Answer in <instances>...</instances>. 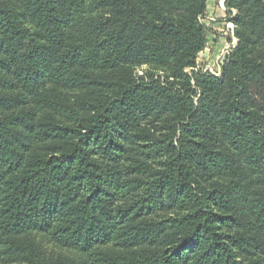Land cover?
<instances>
[{
	"label": "trees",
	"instance_id": "16d2710c",
	"mask_svg": "<svg viewBox=\"0 0 264 264\" xmlns=\"http://www.w3.org/2000/svg\"><path fill=\"white\" fill-rule=\"evenodd\" d=\"M208 1L0 0V264H264V0L222 78Z\"/></svg>",
	"mask_w": 264,
	"mask_h": 264
},
{
	"label": "built area",
	"instance_id": "2783aa9c",
	"mask_svg": "<svg viewBox=\"0 0 264 264\" xmlns=\"http://www.w3.org/2000/svg\"><path fill=\"white\" fill-rule=\"evenodd\" d=\"M219 10L223 21V29L219 30L218 33L220 38L224 41L223 47L215 54L212 62L204 68H200L201 59L198 58L197 67L189 70V73L195 71L208 73L216 78L223 77V66L225 65L226 59L238 44V39L235 34V25L232 21L237 12L234 9L227 8L226 0H219ZM200 21L208 28H211V34L217 31L215 28L216 18L214 16H208L206 14L201 17Z\"/></svg>",
	"mask_w": 264,
	"mask_h": 264
},
{
	"label": "rangeland",
	"instance_id": "374dc122",
	"mask_svg": "<svg viewBox=\"0 0 264 264\" xmlns=\"http://www.w3.org/2000/svg\"><path fill=\"white\" fill-rule=\"evenodd\" d=\"M207 7H208V4H207ZM217 7L219 9V0L217 1ZM206 12H207V10H206ZM206 12H205V15H206ZM220 18H221V16H220ZM199 19H201V17ZM222 29H223V27L221 28V30ZM209 30L211 31L210 27H209ZM210 31L208 33L209 40L206 44L205 49L203 50L204 53L202 54V56L199 54V57L201 59L200 68H204L207 65H209L212 62L213 57L218 52V50H220L223 47L224 41L220 38V36L216 35L218 37H216V41H214V40H212V35H211ZM142 72L143 71L141 69L138 70L139 75L142 74Z\"/></svg>",
	"mask_w": 264,
	"mask_h": 264
},
{
	"label": "crops",
	"instance_id": "0c3cea01",
	"mask_svg": "<svg viewBox=\"0 0 264 264\" xmlns=\"http://www.w3.org/2000/svg\"><path fill=\"white\" fill-rule=\"evenodd\" d=\"M217 1L218 0H209L208 7H207V12H206V14L208 16H214L216 18L215 28H216L217 31L211 34L212 35V40H214V41H216V37H218L216 35H219L218 31L221 30V28L223 27V21L220 18L221 12H220V10L217 7ZM203 53L204 52L202 51L200 53V55L202 56ZM199 59H200V57H199Z\"/></svg>",
	"mask_w": 264,
	"mask_h": 264
}]
</instances>
